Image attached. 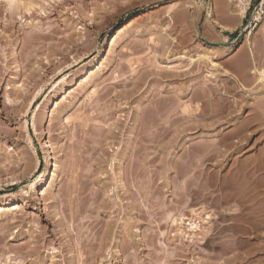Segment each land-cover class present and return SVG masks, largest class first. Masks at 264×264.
Returning a JSON list of instances; mask_svg holds the SVG:
<instances>
[{
  "label": "rangeland",
  "instance_id": "obj_1",
  "mask_svg": "<svg viewBox=\"0 0 264 264\" xmlns=\"http://www.w3.org/2000/svg\"><path fill=\"white\" fill-rule=\"evenodd\" d=\"M198 1L0 0V264H264V0Z\"/></svg>",
  "mask_w": 264,
  "mask_h": 264
},
{
  "label": "bare ground",
  "instance_id": "obj_2",
  "mask_svg": "<svg viewBox=\"0 0 264 264\" xmlns=\"http://www.w3.org/2000/svg\"><path fill=\"white\" fill-rule=\"evenodd\" d=\"M193 2L197 5V7H199V6H198V5H199V1H198V0H195V1L193 0ZM8 3H9L10 6L14 5V7H17V4L14 2V0H8ZM194 3H193V4H194ZM195 8H196V7H195ZM168 10H169V9H168ZM168 10H167V11H168ZM196 10H197V9H196ZM168 14H170V13H168ZM177 14H178V13H177ZM184 14H185V13H184ZM165 15H167V14H165ZM181 15H183V14L181 13ZM181 15H180V16H181ZM180 16H179V17H180ZM168 17H169V16H168ZM172 17H173V16H172ZM175 17H176V16H175ZM176 18H177V17H176ZM176 18H175V19H176ZM171 20H174V19L171 18ZM171 20H170V21H171ZM172 22H174V21H172ZM172 26H173V25H172ZM161 43H163V41H162ZM164 43H165V41H164ZM164 43H163V44H164ZM166 44H167V43H166ZM251 46H253V45H251V43L249 44V46H247V47H248V51L250 52V55H251L250 57H252V58H251V59H252L251 61H253V62H252V63H253V64H252L253 67H252L251 73H254V74L256 75V80H255L256 82H255V83H258V82L261 81V80L263 81V77H264V71H263V69H264V68H263V67H262L263 69H260L261 67L258 68V64H257L258 62H257V63L255 62V60H256L255 58H256V57H254L255 55H253V51H254V50L251 49ZM161 47H162V46H161ZM171 49H172V48H171ZM246 49H247V48H246ZM165 51H166V50H165ZM169 51H170V50H169ZM245 52H246L245 48H241V49H240V52H239L238 55L236 56V58H235V64L237 65V68H236V69H238L239 67L241 68L242 64H244V62H246V61H244V58L246 59V57H245V56H246ZM254 54H255V53H254ZM200 57H202V56H200ZM213 62H214V61H211L212 64H213ZM233 63H234V61H233ZM214 64L217 65L216 62H215ZM256 64H257V65H256ZM216 65H213V66H216ZM261 65H262V64H261ZM218 67H219V65H218ZM242 67H245V66H242ZM247 67H248V66H247ZM240 68H239V69H240ZM243 69H244V71L246 70L245 68H242V70H243ZM98 70L101 71L102 69H101V68H100V69L98 68ZM237 71H239V70H237ZM150 72H151V71H150ZM222 72H223V73H226V74H230V72H229L227 69H223ZM241 72H242V71H241ZM91 73L94 74L93 72H91ZM147 73H148V72H147ZM165 73H166V72H165ZM169 73H170V72H169ZM169 73H168V74H169ZM242 73H243V72H242ZM149 74H150V73H149ZM151 74H152V73H151ZM239 74H240V73H239ZM247 74H248V73H247ZM146 75H147V74H146ZM174 75H175V74H174ZM241 75H242V74H241ZM169 76H170V74H169ZM200 76H201V75H200ZM243 76H246V75H244V73H243ZM252 76H253V75H252ZM90 77H91V76L86 77V78L83 80L84 82H83L82 84H87V83L89 82V80H90ZM132 77H133V76H132ZM145 78H146V77H145ZM145 78H143V80H144ZM234 78H235L234 80H236L235 82H238V84H239V86H240V87H237V88H239V89L242 88V89H244V90L247 89V88H246L247 86H245V84H244L245 82L243 83V81H245V80L241 81V80H242V79H240L241 77H238L236 74L234 75ZM244 78H245V77H244ZM140 79H141V78H140ZM150 79H151V78H150ZM246 79H248V77H246ZM250 79H251V78H250ZM143 80L141 79L140 82H142ZM251 80H252V79H251ZM251 80H250V81H251ZM138 81H139V79H138V80L136 79V81L131 82V87L133 86V85H132V83H133V84H134L133 88L138 89V90L134 89V90H136L135 92L139 91V89H140L139 86H140V84H142V83H138ZM144 81H145V80H144ZM144 81H143V82H144ZM151 81H152V80H151ZM151 81H150V83H151ZM200 81H201V80H200ZM221 81H222V80H221ZM253 81H254V80H253ZM253 81H252V82H253ZM252 82H250V83H252ZM263 82H264V81H263ZM246 83H247V82H246ZM138 84H139V85H138ZM217 84H218V83H217ZM221 84H223V83H221ZM247 84L249 85V83H247ZM261 84L263 85L264 83H261ZM261 84H260V85H261ZM149 85H151V84H149ZM196 86H199V85H196ZM200 86L203 87V85H200ZM200 86H199V87H200ZM216 86H217V85H216ZM263 86H264V85H263ZM263 86H260V87H263ZM140 87H141V86H140ZM142 87H143V85H142ZM142 87H141V88H142ZM202 87H200V88H202ZM214 87H215V86H214ZM227 87H228V86H227ZM229 87H230V86H229ZM248 87H249V86H248ZM252 87H253V86H252ZM133 88H130V89L132 90ZM212 88H213V87H212ZM212 88H211V89H212ZM237 88H236V89H237ZM180 89H181V88H180ZM196 89H197V88H196ZM214 89H215V88H214ZM219 89H220V88H219ZM219 89H218V90H219ZM249 89H250V88H249ZM257 89H258V88H257ZM141 90H142V89H141ZM141 90H140V91H141ZM177 90H178V88H177ZM181 90H182V89H181ZM181 90H180V91H181ZM202 90H204V88L201 89V91H202ZM227 90H228V89H227ZM180 91H178V93H179ZM194 91H195V90H194ZM198 91H199V90H198ZM204 91H205V90H204ZM204 91H203V93H205ZM220 91H221V90H220ZM225 91H226V90H225ZM125 92H127V91H125ZM129 92H130V91H129ZM135 92L133 91V93H135ZM145 92H146V91H145ZM150 92H151V91H150ZM152 92H153V91H152ZM211 92H212V91H211ZM213 92H214V91H213ZM249 92H250V91H249ZM127 93H128V92H127ZM127 93H126V95H127ZM131 93H132V91H131L129 94H131ZM146 93H147V92H146ZM185 93H186V92H185ZM185 93H184V91H181V92H180V95H179L180 97H178L179 100H180V102L183 101V98H184V96L186 95ZM195 93H196V92H195ZM198 93H199V92H198ZM200 93H201V92H200ZM200 93H199V94H200ZM203 93H202V94H203ZM214 93H216V91H215ZM218 93H219V96H220V92H218ZM221 93H222V92H221ZM175 94H177V93H175ZM199 94H198V96H200ZM206 94H207V93H206ZM103 95H104V94H103ZM121 95H122V92H121ZM123 95H125V94H123ZM126 95H125V96H126ZM132 95H133V94H132ZM117 96H118V95H117ZM130 96H131V95H130ZM130 96H127V97H130ZM135 96H136V95H135ZM138 96H139V95H138ZM140 96H142V95L140 94ZM209 96H210V95H209ZM216 96H217V95H216ZM121 97L123 98V96H121ZM127 97H126V99H128ZM206 97H207V95H206ZM130 98H131V97H130ZM136 98H137V97H136ZM141 98H142V97H141ZM144 98H145V96H144ZM207 98H208V97H207ZM151 99H152V98H151ZM184 99H185V98H184ZM212 99H213V98H212ZM214 99H215V98H214ZM215 100H216V99H215ZM234 101H235V100H234ZM234 101H233V102H234ZM157 102H158V101H157ZM262 102H263V101H262ZM150 103H151V101H150ZM150 103H149V104H150ZM159 103H160V101H159ZM214 103H215V102H213V104H211V106H210L211 108H212V105L214 106V108H216V107H215L216 104L214 105ZM216 103H217V100H216ZM218 103H219V100H218ZM221 103H222V102H221ZM156 104H157V103H156ZM162 104H163V103H162ZM204 104H205V103H204ZM208 104H209V103H208ZM150 105H151V104H150ZM150 105H149V106H150ZM146 106H147V105H146ZM160 106H161V105H160ZM162 106H163V105H162ZM162 106H161V107H162ZM207 106H208V105H207ZM218 106H219V105H218ZM220 106H221V105H220ZM140 107H141V106H140ZM214 108H212V109L214 110ZM141 109H142V111H143V108H141ZM153 109H154V108H153ZM157 109H158V108H157ZM216 109H217V108H216ZM147 110H150V109H147ZM154 110H155V109H154ZM203 110H204V109H203ZM262 110H263V109H262ZM139 111H140V110H139ZM151 111H152V110H151ZM151 111H150V112H151ZM161 111H162V110H161ZM172 111H173V110H172ZM210 111H212V110H210ZM133 112H134V115H133L132 118H133L134 120H135V119L137 120V117H138L140 114L137 112V110H136V111H133ZM167 112H168V111H167ZM214 112H217V111L215 110ZM258 112H259V111H258ZM144 113H145V112H144ZM160 113H162V112H160ZM217 113H219V111H218ZM262 113H263V112H262ZM141 114H142V113H141ZM148 114H149V113H148ZM211 114H212V112H211ZM253 114H254V113H253ZM142 115H143V114H142ZM151 115H152V114H151ZM166 115H167V113H166ZM254 115H255V114H254ZM256 115H258V114H256ZM156 116H157V115H156ZM167 116H168V115H167ZM252 116H253V115H252ZM258 116H259V115H258ZM262 116H263V115H262ZM143 117H144V116H143ZM143 117H142V119H144ZM169 117H170V116H169ZM212 117H214V116H212ZM215 117H216V116H215ZM254 117H255V116H254ZM256 117H257V116H256ZM140 118H141V117H140ZM149 118H150V117H149ZM156 118H157V117H156ZM163 118H164V117H163ZM163 118H162V119H163ZM142 119H141V120H142ZM168 119H169V118H168ZM168 119H166V120H168ZM170 119H171V118H170ZM141 120H140V121H141ZM150 120H151V121H149V123L152 124L153 122H155L156 119L151 118ZM159 120H160V119H159ZM173 120H174V119H173ZM259 120H260V119H259ZM259 120H258V121H259ZM137 121H138V120H137ZM163 121H164V120H163ZM146 122H147L146 125H148V121H146ZM159 122H160V121H159ZM140 123H141V122H140ZM260 123H261V121H260ZM262 123H263V122H262ZM153 124H154V123H153ZM153 124H152V125H153ZM155 124H158V123H155ZM182 124H183V123H182ZM146 125H145V126H146ZM168 125H169V123H168ZM142 126H143V125H142ZM154 126H155V125H154ZM159 126H160V125H159ZM191 126H193V124H192ZM160 127H161V126H160ZM186 127H187V126H186ZM241 127H243V126H241ZM140 128H141V127H140ZM156 128H157V127H156ZM181 128H182V127H181ZM192 128H193V127H192ZM194 128H195V127H194ZM196 128H197V127H196ZM196 128H195V129H196ZM237 128H238V127H237ZM147 129H148V126H147ZM163 129H164L163 131L165 132V131H167L168 128L163 127ZM169 129H170V128H169ZM235 129H236V128H235ZM242 129H243V128H242ZM136 130H137L136 133H134V134H135V135H134L135 143L143 142V140H141V137H137V139H139V140L136 141V135H138V132L140 133L139 127H138V129H136ZM151 130H152V129H151ZM154 130H155V129H154ZM155 131H156V130H155ZM152 132H153V131H152ZM152 132H151V133H152ZM164 132H162V134H163L162 136H163V137H165ZM182 132H183V131H182ZM145 133H146V132H145ZM151 133H150V134H151ZM160 133H161V132H160ZM160 133H159V134H160ZM232 133H233V132H232ZM157 134H158V133H156V135H157ZM159 134H158V135H159ZM146 136H147V135H146ZM153 136H154V135H153ZM162 136H160V137H162ZM143 137H144V136H143ZM163 137H162V138H163ZM162 138H161V139H162ZM242 138H243V137H242ZM142 139H143V138H142ZM154 139H157V138H154ZM169 139H170V138H169ZM169 139H168V140H169ZM219 139H220V138H219ZM222 139H223V138H222ZM224 139H225V138H224ZM240 139H241V138H240ZM144 140H145V139H144ZM152 140H153V139H152ZM166 140H167V139H166ZM168 140H167V142L165 141L166 143L164 142L166 145H168V144H167V143H168ZM149 141H151V139H150ZM162 141H163V140H162ZM146 142H147V141H146ZM151 142H152V141H151ZM170 142H172V141L170 140ZM225 142H226V141H225ZM143 143H145V142H143ZM214 143H215V142H214ZM214 143H213V144H214ZM220 143H221V141H220ZM223 143H224V142H223ZM232 143H233V142H232ZM232 143H231V144H232ZM169 144H170V143H169ZM166 145H165V146H166ZM221 145H222V143H221ZM223 145H224V144H223ZM227 145H228V144H227ZM227 145H226V146H227ZM236 145H237V144H236ZM134 146H135V145H134ZM134 146L132 145V147L130 148L131 151H134V150H135V147H134ZM217 146H218V145H217ZM224 146H225V145H224ZM230 146H231V145H230ZM166 147H167V146H166ZM197 156H198V155H197ZM42 193L45 194V193H46V190H44ZM1 210H2V209H0V211H1ZM206 216L208 217V215H206ZM85 217H86V216H85ZM174 221H175V222H174L175 225H176V224H181V223L185 224V225L187 226L188 230H189L190 232H193V233H195V231L199 229V225H198V223H197L195 220H189L188 222H186V221H184V219L182 218V219H180L179 222L176 221L175 219H174ZM184 235H185V237L187 238V240L190 239V238H192L191 233H183V237H184ZM193 235H194V234H193ZM134 244H135V243H134ZM135 245H136V244H135Z\"/></svg>",
  "mask_w": 264,
  "mask_h": 264
},
{
  "label": "water",
  "instance_id": "obj_3",
  "mask_svg": "<svg viewBox=\"0 0 264 264\" xmlns=\"http://www.w3.org/2000/svg\"><path fill=\"white\" fill-rule=\"evenodd\" d=\"M229 44V43H228Z\"/></svg>",
  "mask_w": 264,
  "mask_h": 264
}]
</instances>
